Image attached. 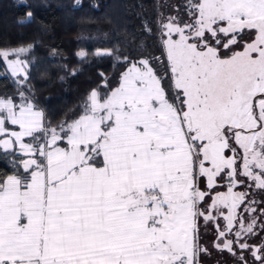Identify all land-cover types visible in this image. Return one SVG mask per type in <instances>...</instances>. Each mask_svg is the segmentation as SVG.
Instances as JSON below:
<instances>
[{
    "label": "snow or ice",
    "instance_id": "1",
    "mask_svg": "<svg viewBox=\"0 0 264 264\" xmlns=\"http://www.w3.org/2000/svg\"><path fill=\"white\" fill-rule=\"evenodd\" d=\"M157 24L160 54L117 57L72 118L0 97V149L19 153L0 177V264H199L201 220L218 250L264 264L237 211L258 202L236 190L264 191V0H184ZM31 47L0 50L21 89Z\"/></svg>",
    "mask_w": 264,
    "mask_h": 264
},
{
    "label": "trees",
    "instance_id": "2",
    "mask_svg": "<svg viewBox=\"0 0 264 264\" xmlns=\"http://www.w3.org/2000/svg\"><path fill=\"white\" fill-rule=\"evenodd\" d=\"M164 2L0 0V50L32 45L20 56L28 65L29 77L22 89L0 59V97H12L19 103L18 92L23 90L53 124L78 115L92 89L101 86L103 91L100 73L115 84L124 70L117 57L135 59L145 48L160 54L157 20L171 12V5ZM146 25L151 32L145 30ZM104 49L112 50L113 55H94ZM81 50L88 53L86 58L76 55ZM18 157L0 149V177L17 171L14 161L18 164Z\"/></svg>",
    "mask_w": 264,
    "mask_h": 264
},
{
    "label": "rangeland",
    "instance_id": "3",
    "mask_svg": "<svg viewBox=\"0 0 264 264\" xmlns=\"http://www.w3.org/2000/svg\"><path fill=\"white\" fill-rule=\"evenodd\" d=\"M166 5H171V12L163 13L161 19H166L169 15H176L177 11L183 14V4L184 0H165ZM173 5L177 6L176 8ZM22 55V54H21ZM16 59V56H11L10 59ZM20 58V57H19ZM247 185H251V182H246V186H242L237 191H248V200L257 201L258 203L253 204L252 207L256 208V211L253 213H248L244 211V207L241 206L237 211L242 214L245 221L247 222L249 217H254L257 220V225L255 229V235L246 236V241L253 246L259 247L262 242H264V213H261L260 209L264 208V191L256 190L254 186L249 188ZM220 191H226V188L218 189ZM223 219H220L219 224L220 227H224ZM234 227L239 230L240 225L235 224ZM217 231L214 224L209 223L207 226L204 225L203 220L200 221V231H199V243L206 247L208 252L207 254L201 253L199 257H204L202 262L199 261V264H242L239 260V255L241 254V250L238 246L235 247V251L237 255H233L229 253L227 250L220 251L216 247H214V241L216 240ZM244 257L250 264H257L254 258L251 255V251H244ZM248 255V257H247Z\"/></svg>",
    "mask_w": 264,
    "mask_h": 264
},
{
    "label": "crops",
    "instance_id": "4",
    "mask_svg": "<svg viewBox=\"0 0 264 264\" xmlns=\"http://www.w3.org/2000/svg\"><path fill=\"white\" fill-rule=\"evenodd\" d=\"M12 59H13V58H12ZM10 127H14V126H10ZM16 130H18V129H16ZM9 151L14 152V151H12V150H9ZM14 153H16L17 155H19L18 152H14Z\"/></svg>",
    "mask_w": 264,
    "mask_h": 264
},
{
    "label": "built area",
    "instance_id": "5",
    "mask_svg": "<svg viewBox=\"0 0 264 264\" xmlns=\"http://www.w3.org/2000/svg\"><path fill=\"white\" fill-rule=\"evenodd\" d=\"M6 68V71H7V66L5 67ZM7 73L11 76V73L7 71Z\"/></svg>",
    "mask_w": 264,
    "mask_h": 264
}]
</instances>
